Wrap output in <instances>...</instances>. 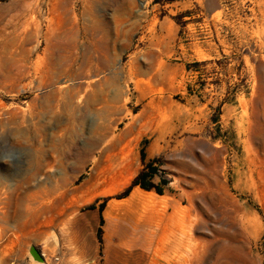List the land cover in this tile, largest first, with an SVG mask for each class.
Returning <instances> with one entry per match:
<instances>
[{"label":"rangeland","instance_id":"374dc122","mask_svg":"<svg viewBox=\"0 0 264 264\" xmlns=\"http://www.w3.org/2000/svg\"><path fill=\"white\" fill-rule=\"evenodd\" d=\"M121 1L0 0V264H51L71 219L126 198L118 155L169 176L132 204L149 264H264V0ZM50 58L71 78L42 101ZM64 94L89 100L69 125Z\"/></svg>","mask_w":264,"mask_h":264},{"label":"crops","instance_id":"0c3cea01","mask_svg":"<svg viewBox=\"0 0 264 264\" xmlns=\"http://www.w3.org/2000/svg\"><path fill=\"white\" fill-rule=\"evenodd\" d=\"M124 1L126 2V0H122L121 2ZM131 138L129 130L122 131L118 137V147L127 144ZM144 154L145 160H147L149 157L146 150H144ZM121 156L122 155L116 156L118 158L117 160H114L113 163L112 170L115 171V173L113 174L112 179H114L113 181L115 182L112 183V193L122 187L119 183L120 178H129L123 183V186H126L134 180L140 172L135 165L131 167L128 164L126 166L128 168L126 169V172L117 173V168L122 167ZM98 168L100 167L98 166ZM106 168H108V166H106ZM129 170L133 172L131 175L129 174ZM154 179L155 177L153 175L151 182L155 186L160 188L165 186L163 183L157 185ZM89 180H92L91 176ZM141 190L142 189L138 186L132 187L126 198L121 199L117 203L109 201L104 205L101 213H99V207L94 208L89 222H85L86 219H84V217H76V219L73 220L71 219L69 223L70 226L67 227V230L62 236L59 235L61 246L60 254L55 258H52L51 264L59 261L60 262L56 264H69L68 261H79L81 264H95L100 247L103 251L106 250V253H104L103 264H117L118 260L128 258L133 252L137 251H141V253H139L136 259H134L135 264H149L150 258L146 252L148 253L152 246V233L150 236V233L145 235L140 231L138 227L143 225L145 221L141 214V210L139 209L141 205L134 209L132 204L135 201H141V204L142 200H145L144 202L147 205H152L155 201H158V198L157 194L154 193L141 200ZM84 191L85 188L83 187L79 189V192L83 193ZM100 217L103 220V226H100ZM81 221H84V223ZM98 228L101 229L100 242L97 238ZM74 243L79 245L82 244L83 246L77 247L78 250L73 251L71 244ZM25 264H31L30 259H27Z\"/></svg>","mask_w":264,"mask_h":264},{"label":"bare ground","instance_id":"6f19581e","mask_svg":"<svg viewBox=\"0 0 264 264\" xmlns=\"http://www.w3.org/2000/svg\"><path fill=\"white\" fill-rule=\"evenodd\" d=\"M50 32V31H49ZM51 37L52 39H57V34L51 32ZM72 39V38H70ZM54 51H56L58 53V58L67 61V59L69 58V56L66 54L67 50L66 49H61L59 47H50V56H54ZM62 51L63 53L60 55L59 52ZM58 62V61H57ZM70 64V63H69ZM155 64V63H154ZM153 69V68H152ZM151 69V70H152ZM43 74L45 76H47L49 78V80H45L43 83L45 88H47L46 94H44L42 96V101L48 100L49 97H51L53 95V98H58V96L60 95V92L58 90L52 91L51 90V85L53 83H56L57 79L60 76H63L64 78H66V81H69V78H71L67 68L64 70L62 68V64L61 63H56L55 61H53V59L50 58V61L48 63H46L44 69H43ZM55 79V80H54ZM65 82V81H63ZM40 86V85H39ZM65 87V86H63ZM76 89V88H74ZM85 90V89H84ZM90 90V89H89ZM68 91V89H67ZM88 91V89H87ZM86 92V91H85ZM87 93V92H86ZM85 94V93H84ZM63 101V111L64 113H68L69 116L65 117V123H67V125L70 124V122L75 121V115L77 114L80 105L84 102L85 104H87L86 108L88 109V104H89V100L87 99L88 97H85V95H78L77 97H73L72 95L68 96V95H63V97H60ZM60 103V102H59ZM35 105V104H34ZM57 109V108H56ZM72 119V120H71ZM62 122V119L57 118L56 122ZM68 127V126H67ZM59 143V142H58ZM54 144V143H53ZM57 146V145H55ZM55 149H59V147H55ZM61 150V149H60ZM63 150V149H62ZM60 153V151H59ZM62 154V153H60ZM156 197V196H155ZM152 198V196H151ZM155 200V199H154ZM145 201V200H144ZM148 201V200H147ZM151 202V201H150ZM154 202V201H153ZM30 251V249H29ZM185 264V263H184Z\"/></svg>","mask_w":264,"mask_h":264},{"label":"trees","instance_id":"16d2710c","mask_svg":"<svg viewBox=\"0 0 264 264\" xmlns=\"http://www.w3.org/2000/svg\"><path fill=\"white\" fill-rule=\"evenodd\" d=\"M140 157L141 160L144 161L145 160V154L143 150H140ZM156 169L152 167L151 164H147L144 168L143 171H141L136 177L135 179L132 181L131 185L126 189V191L123 193V196H127L131 190L132 187L138 186L143 190L149 191L151 189H154L155 192L158 195H162V189L158 186H154L153 183L151 182V179L153 177V175L155 174ZM163 183V182H162ZM165 185V183H163ZM90 209H94V207H90ZM103 209V204L99 206L98 210L99 213H101ZM103 224V220L100 217V226ZM100 237H101V229L98 228L97 230V238L98 241L100 242Z\"/></svg>","mask_w":264,"mask_h":264},{"label":"water","instance_id":"95a60500","mask_svg":"<svg viewBox=\"0 0 264 264\" xmlns=\"http://www.w3.org/2000/svg\"><path fill=\"white\" fill-rule=\"evenodd\" d=\"M29 254L32 258V261L37 264H43V258L42 255L36 251L33 247H30Z\"/></svg>","mask_w":264,"mask_h":264},{"label":"built area","instance_id":"2783aa9c","mask_svg":"<svg viewBox=\"0 0 264 264\" xmlns=\"http://www.w3.org/2000/svg\"><path fill=\"white\" fill-rule=\"evenodd\" d=\"M154 177L156 178H159L160 179V182H163V183H165L166 181H168L169 180V176H167V175H162L160 172H158V171H156L155 172V174H154ZM42 255V258L45 260V256L43 255V254H41ZM55 261H56V259H55Z\"/></svg>","mask_w":264,"mask_h":264}]
</instances>
